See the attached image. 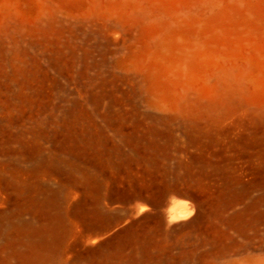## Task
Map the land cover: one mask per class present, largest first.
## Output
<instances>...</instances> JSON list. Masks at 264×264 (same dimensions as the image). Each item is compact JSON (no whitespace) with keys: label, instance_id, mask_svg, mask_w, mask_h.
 <instances>
[{"label":"rangeland","instance_id":"rangeland-1","mask_svg":"<svg viewBox=\"0 0 264 264\" xmlns=\"http://www.w3.org/2000/svg\"><path fill=\"white\" fill-rule=\"evenodd\" d=\"M0 264H264V0H0Z\"/></svg>","mask_w":264,"mask_h":264}]
</instances>
